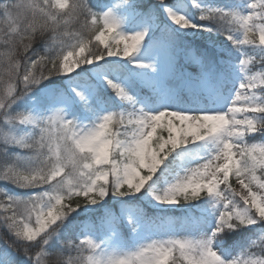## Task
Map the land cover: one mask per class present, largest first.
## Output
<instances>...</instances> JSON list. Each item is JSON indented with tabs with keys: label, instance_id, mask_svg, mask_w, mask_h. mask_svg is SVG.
<instances>
[{
	"label": "snow or ice",
	"instance_id": "6c2138e0",
	"mask_svg": "<svg viewBox=\"0 0 264 264\" xmlns=\"http://www.w3.org/2000/svg\"><path fill=\"white\" fill-rule=\"evenodd\" d=\"M0 264H264V0H0Z\"/></svg>",
	"mask_w": 264,
	"mask_h": 264
}]
</instances>
